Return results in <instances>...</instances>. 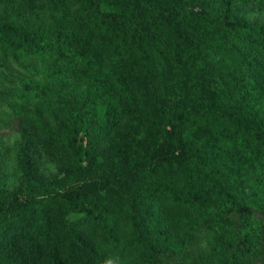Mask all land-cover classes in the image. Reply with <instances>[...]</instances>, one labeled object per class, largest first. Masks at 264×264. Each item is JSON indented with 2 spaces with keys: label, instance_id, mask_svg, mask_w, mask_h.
<instances>
[{
  "label": "trees",
  "instance_id": "trees-1",
  "mask_svg": "<svg viewBox=\"0 0 264 264\" xmlns=\"http://www.w3.org/2000/svg\"><path fill=\"white\" fill-rule=\"evenodd\" d=\"M109 258L264 264V0H0V264Z\"/></svg>",
  "mask_w": 264,
  "mask_h": 264
},
{
  "label": "rangeland",
  "instance_id": "rangeland-1",
  "mask_svg": "<svg viewBox=\"0 0 264 264\" xmlns=\"http://www.w3.org/2000/svg\"><path fill=\"white\" fill-rule=\"evenodd\" d=\"M13 138L14 137H12L10 134L6 135L5 138H3L4 146L8 150L6 159L4 160L2 164L3 166L2 172H3L4 178H6L5 186L7 188H12V186H14L15 184V177L13 176V169H12L13 158H14V154L12 153V146H13V141H14ZM50 171L51 169L47 168L45 172H50Z\"/></svg>",
  "mask_w": 264,
  "mask_h": 264
},
{
  "label": "clouds",
  "instance_id": "clouds-1",
  "mask_svg": "<svg viewBox=\"0 0 264 264\" xmlns=\"http://www.w3.org/2000/svg\"><path fill=\"white\" fill-rule=\"evenodd\" d=\"M105 264H117V260L109 258L105 261Z\"/></svg>",
  "mask_w": 264,
  "mask_h": 264
}]
</instances>
